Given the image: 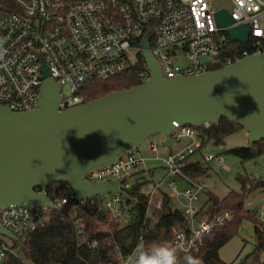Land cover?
<instances>
[{
    "label": "built area",
    "instance_id": "built-area-1",
    "mask_svg": "<svg viewBox=\"0 0 264 264\" xmlns=\"http://www.w3.org/2000/svg\"><path fill=\"white\" fill-rule=\"evenodd\" d=\"M214 4L220 7L215 8ZM220 10L229 15L234 22L232 26L217 25L215 14ZM236 26L249 29L248 41L241 45L250 44L247 48L225 49L223 53L225 40L230 41L227 30ZM151 30L147 51L156 58L165 79L199 75L264 53V0H0V105L15 113L32 110L40 86L48 79L60 85L59 110L83 104L79 91L85 85L107 81L136 68L140 59L144 62L141 40ZM204 58L208 61L203 62ZM210 61L217 62L218 66ZM43 67L47 76H43ZM136 74L143 81L150 77L146 66L145 71ZM196 130L174 123L169 135L174 142L172 149L183 140H188V144L174 152L157 154L159 147L172 150L160 146L163 138L157 134L159 139L155 136L147 139L145 151L156 155L154 161L159 162L163 175L146 191L144 220L152 211L160 210L163 194L178 203L186 229H172L171 243L173 250L183 255L198 252L213 230L225 227L233 219L232 213L225 211L196 223L199 209L194 204L206 194V189L202 182L183 173L190 163L187 159L201 148ZM142 152L132 149L109 166L87 172L84 179L93 183L108 182L126 174L131 176L132 170L140 169L147 171L146 180L150 181L149 176L154 172L146 169L147 159ZM213 160L222 162L212 155L200 159L205 166ZM127 179L118 187L125 193L138 183L137 180L129 183ZM177 182L184 187L179 189ZM45 193L55 210L23 205L2 208L0 226L18 240L46 227L51 212H64L77 241L95 248L96 243L89 244L85 207H96L98 219L109 213L110 221L120 227L130 222V206L118 194L75 201L72 190L64 183L47 187ZM96 198L103 202L104 210L96 204ZM245 201L241 217L255 215L264 225V200L257 209L250 200ZM137 247L121 257L118 264H131ZM6 252H10L8 247L0 242V261Z\"/></svg>",
    "mask_w": 264,
    "mask_h": 264
},
{
    "label": "water",
    "instance_id": "water-1",
    "mask_svg": "<svg viewBox=\"0 0 264 264\" xmlns=\"http://www.w3.org/2000/svg\"><path fill=\"white\" fill-rule=\"evenodd\" d=\"M215 22L220 27L234 24L224 10L215 14ZM151 33L141 40L150 77L139 86L59 110L60 85L48 79L32 110L15 113L0 105V209L55 210L45 189L61 183L69 186L75 201L118 194L135 205L136 199L118 188L129 174L94 183L84 175L132 149L146 151L147 139L157 134L163 138L160 146L172 149L174 123L200 129L218 125L223 117L245 130L244 148L264 141V53L199 75L165 79L147 51ZM248 33L245 26L227 30L230 41L240 44L247 43ZM42 73L47 76L45 67ZM0 236L18 241L1 226Z\"/></svg>",
    "mask_w": 264,
    "mask_h": 264
},
{
    "label": "trees",
    "instance_id": "trees-1",
    "mask_svg": "<svg viewBox=\"0 0 264 264\" xmlns=\"http://www.w3.org/2000/svg\"><path fill=\"white\" fill-rule=\"evenodd\" d=\"M249 44L250 42L244 46L226 39L223 53L229 49L247 48ZM139 71H145L142 59L139 60L136 68L123 71L107 81H92L79 91L83 102H90L93 99L104 97L108 93L139 86L144 82L136 74ZM239 128L242 127L234 125L222 117L218 125L202 127L196 131L201 146L208 142L222 145L224 138ZM227 152L237 157L241 163H245L264 156V141L255 143L249 149L239 146L231 148ZM208 171L209 169L200 160L191 161L183 169V173L187 177L200 182L207 177ZM239 180L242 182L240 191H231L222 199L208 192L203 206L205 208L209 204L208 210L205 211L208 220L225 211L232 213L233 219L225 227L213 230L209 237L204 239L198 252L183 255L174 251L176 264H187V257H193L203 264H222L219 260V249L237 235L241 221L244 219L252 222L257 243L253 251L236 264H264V225L255 215L241 217L248 195L251 192H264V179L261 177L255 180L244 177ZM137 182L127 190V193L136 199V203L135 205L127 203L130 206L128 211L130 222L126 227H120L114 221H110V215L107 212L101 219H98L96 207H85L88 217L86 222L88 223L89 244L96 243L95 248H90L88 244L77 241L74 236V228L64 212H51L50 222L46 227L30 232V234L19 238L18 241H12V245L8 247L11 253L4 254L3 264H23V259L28 264H118L121 257L128 255L139 245L149 246L154 243H162L172 248V229H186L181 210L171 208L170 199L163 194L160 210L152 211L150 216L144 220L146 191L149 189L145 185L148 182L145 178L138 179ZM203 208L199 209V215Z\"/></svg>",
    "mask_w": 264,
    "mask_h": 264
},
{
    "label": "rangeland",
    "instance_id": "rangeland-1",
    "mask_svg": "<svg viewBox=\"0 0 264 264\" xmlns=\"http://www.w3.org/2000/svg\"><path fill=\"white\" fill-rule=\"evenodd\" d=\"M215 8H219L220 4H214ZM184 62L183 59L179 60ZM62 92L65 94V89H62ZM156 140L159 139V136L154 137ZM188 140H183L181 143H177L174 146V149L171 151L163 150L158 148V153L167 154L168 152H174V150L181 148L184 144H188ZM247 144L246 132L243 128H239L232 134L227 135L222 145H214L212 142H208L204 146H201L200 149L196 150L193 155H191L187 161H196L200 160L202 156L212 155L216 158H220L222 162L219 164L215 160L206 164V168L209 169L208 175L206 178L202 179L201 182L205 186L206 194L202 195L198 202L194 204L198 209H202L204 206V201L207 198L208 192L217 196L219 199H222L227 193L231 191H240L242 187V182L240 178L248 177L250 179H255L256 177H262L264 179V157L259 156L255 160L247 161L241 163L240 160L228 153L227 151L235 147H244ZM142 155L147 159L146 169L152 170L154 173L149 176L148 183L146 187L152 186V182H157L159 178L163 175V171L159 166V162H155L154 158L156 155L149 154L145 151L142 152ZM131 176L128 177L129 183H135L136 180L145 178L147 179L148 173L145 170L134 169L131 171ZM177 187L181 189L184 187L183 184L177 182ZM250 200L253 208L257 209L259 202L264 200V192H251L245 200ZM171 208H179L180 205L175 203V201L170 200ZM180 202L185 204V201L180 198ZM96 204L99 205L101 210H104L103 202L99 198H96ZM209 208V204L203 208V211L198 215L196 223L201 220L206 219L205 211ZM250 220L244 219L241 221L240 228L237 231V235L232 237L226 242L224 246L219 249V260L222 264H236L241 260L245 255L251 253L253 248L256 246V236L253 233V226ZM0 242L4 243L7 247L12 245V241L7 238L0 236ZM20 256V254H17ZM22 257V256H21ZM0 264H3V260L0 261ZM23 264H28L23 259ZM199 264H203L199 262Z\"/></svg>",
    "mask_w": 264,
    "mask_h": 264
},
{
    "label": "clouds",
    "instance_id": "clouds-1",
    "mask_svg": "<svg viewBox=\"0 0 264 264\" xmlns=\"http://www.w3.org/2000/svg\"><path fill=\"white\" fill-rule=\"evenodd\" d=\"M131 264H176L174 250L166 244L139 245L132 254ZM187 264H199L193 257H187Z\"/></svg>",
    "mask_w": 264,
    "mask_h": 264
},
{
    "label": "crops",
    "instance_id": "crops-1",
    "mask_svg": "<svg viewBox=\"0 0 264 264\" xmlns=\"http://www.w3.org/2000/svg\"><path fill=\"white\" fill-rule=\"evenodd\" d=\"M264 157V156H263Z\"/></svg>",
    "mask_w": 264,
    "mask_h": 264
}]
</instances>
